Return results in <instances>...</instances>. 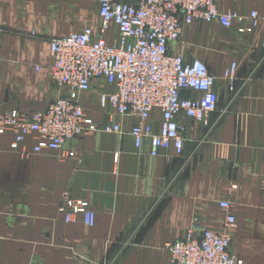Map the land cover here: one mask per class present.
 <instances>
[{
    "label": "crops",
    "instance_id": "1",
    "mask_svg": "<svg viewBox=\"0 0 264 264\" xmlns=\"http://www.w3.org/2000/svg\"><path fill=\"white\" fill-rule=\"evenodd\" d=\"M216 1L221 12L244 21L231 29L194 22L172 49L204 62L220 96L208 125L183 119L181 156H151L149 139L137 149L130 119L122 135L97 132L70 141L64 150L75 157L67 160L62 152L34 154L33 141L14 152V136H0V264H171L167 246L185 238L195 218L200 228L230 232L234 255L264 264V0ZM252 12L257 28L238 33ZM98 20L95 0H0V114L43 112L64 95L50 77L51 41L96 29ZM234 62L230 92L223 77ZM98 91L95 85L81 101L105 124L112 110L99 106ZM151 123L158 133L159 110ZM66 191L89 202L93 228L82 215L67 224L58 213ZM229 215L236 218L232 229Z\"/></svg>",
    "mask_w": 264,
    "mask_h": 264
},
{
    "label": "built area",
    "instance_id": "2",
    "mask_svg": "<svg viewBox=\"0 0 264 264\" xmlns=\"http://www.w3.org/2000/svg\"><path fill=\"white\" fill-rule=\"evenodd\" d=\"M99 16L96 29L86 27L50 44V77L64 91L46 111L31 114L13 110L0 114V136L12 134L11 150L25 152L29 141L35 142L34 154L62 152L63 159L75 153L64 147L72 140L94 133L122 135L126 121L132 124L129 134L137 149L149 139L151 156L171 151L181 156L187 141L183 119L205 125L218 112L220 96L215 89L216 77L199 59L186 60L172 51L180 41L184 27L194 22L216 23L231 29L244 18L235 12H221L216 0H95ZM249 24L238 29L251 34L259 23L252 12ZM113 31L114 37L111 38ZM34 35V34H33ZM264 50V43L262 45ZM229 91H235L237 63L224 72ZM99 83V84H97ZM97 86L98 104L111 109L108 123H99L84 110L81 96ZM108 86L109 89H105ZM188 91L187 98L182 92ZM161 112V125L154 133L151 115ZM220 206L230 208L223 201ZM58 213L67 224L83 216L84 226L93 228L96 213L85 199L69 191L62 195ZM236 225L227 216L226 226ZM232 235L199 227L195 218L185 238L167 246L171 264H250L231 252Z\"/></svg>",
    "mask_w": 264,
    "mask_h": 264
},
{
    "label": "water",
    "instance_id": "3",
    "mask_svg": "<svg viewBox=\"0 0 264 264\" xmlns=\"http://www.w3.org/2000/svg\"><path fill=\"white\" fill-rule=\"evenodd\" d=\"M181 95H182V97L187 98L188 95H189V92L188 91H184V92H182Z\"/></svg>",
    "mask_w": 264,
    "mask_h": 264
},
{
    "label": "rangeland",
    "instance_id": "4",
    "mask_svg": "<svg viewBox=\"0 0 264 264\" xmlns=\"http://www.w3.org/2000/svg\"><path fill=\"white\" fill-rule=\"evenodd\" d=\"M98 25H99V20H98ZM111 38H113L114 37V35H113V31H112V33H111V36H110ZM179 43V42H178Z\"/></svg>",
    "mask_w": 264,
    "mask_h": 264
}]
</instances>
